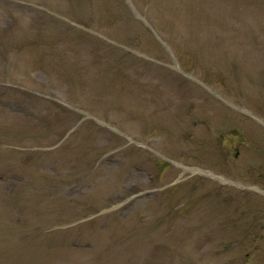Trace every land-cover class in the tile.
Masks as SVG:
<instances>
[{
  "label": "rangeland",
  "instance_id": "obj_1",
  "mask_svg": "<svg viewBox=\"0 0 264 264\" xmlns=\"http://www.w3.org/2000/svg\"><path fill=\"white\" fill-rule=\"evenodd\" d=\"M0 264H264V0H0Z\"/></svg>",
  "mask_w": 264,
  "mask_h": 264
},
{
  "label": "trees",
  "instance_id": "obj_2",
  "mask_svg": "<svg viewBox=\"0 0 264 264\" xmlns=\"http://www.w3.org/2000/svg\"><path fill=\"white\" fill-rule=\"evenodd\" d=\"M168 26H169V25H168ZM167 28L169 29V31H168L169 34L166 33L167 36H166V39H165V40H166L167 42H169L168 44H171V45H172V43H171V41H170V39H172V36H173V33L171 32V31H172V28H171V27H167ZM168 29H166V32H167ZM170 32H171V34H170ZM168 35H169V37H168ZM170 36H171V37H170ZM175 38H176V37H175ZM163 39H164V38H163Z\"/></svg>",
  "mask_w": 264,
  "mask_h": 264
}]
</instances>
